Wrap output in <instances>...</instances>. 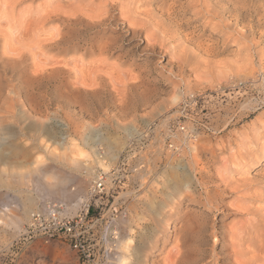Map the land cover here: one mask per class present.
Returning <instances> with one entry per match:
<instances>
[{
  "label": "rangeland",
  "instance_id": "1",
  "mask_svg": "<svg viewBox=\"0 0 264 264\" xmlns=\"http://www.w3.org/2000/svg\"><path fill=\"white\" fill-rule=\"evenodd\" d=\"M169 1L187 10L179 59L71 15L100 0H0V264L264 263V0ZM235 4L244 39L209 12ZM91 37L116 82L86 94ZM100 176L94 257L24 236L48 204L76 216Z\"/></svg>",
  "mask_w": 264,
  "mask_h": 264
},
{
  "label": "bare ground",
  "instance_id": "2",
  "mask_svg": "<svg viewBox=\"0 0 264 264\" xmlns=\"http://www.w3.org/2000/svg\"><path fill=\"white\" fill-rule=\"evenodd\" d=\"M76 1H79V3H80V1H82V0H76ZM193 1L197 7H200V5L202 4V0H192V2ZM143 2H144L143 5L139 6L137 4L134 5L133 0H100V2L91 9L92 11H90V12H92V13H90V14L88 12L83 13V10L82 11L80 10V11H75L76 13H72L71 15L73 17H77V16L79 17V15L81 17H83L84 19L80 17L79 21L84 20L85 26L89 29L99 30L101 28L104 29V27L107 28L109 26L119 27L121 24H122V26L127 25V27L129 28L128 32H131L135 37H140L141 34H145L144 39L148 43L147 49H151V50L155 51V49H157V48H160V49L163 48L164 49V48L168 47L171 49V51L179 59L181 56L178 54V51L180 50V48L183 45V44H179V42L182 41L183 37H182L181 32H180V26H179L177 17H179V15H181L183 13V11L186 10V7L185 6H179V5H177L176 1L170 2L169 0H145ZM77 5H78V2H77ZM77 5H76V7H78ZM70 6L72 7V5H70ZM73 6H75V5L73 4ZM80 6L81 5H79V8H80ZM88 8H90V7H88ZM68 9H70V8H68ZM80 9H82V8H80ZM86 10L87 9H85L84 11H86ZM87 11H89V10H87ZM67 12H69V11L67 10ZM209 12H212L211 15L214 16V19L219 20V22L223 24V26L226 30L233 31L235 33V35H239L240 38H242V39H244L245 36H247V34L245 33V31H246L245 28H247V27L244 26V27H241L238 29V27L242 21L241 20L242 19V11L237 8L236 4L234 5V7H223V9H221V10H210ZM226 13H228L227 17L225 16ZM65 16H68V15L65 14ZM72 16H71V18H68V19L66 17L65 18L67 20H69V23L73 24L77 21L78 18L77 19L75 18L76 20H74V18H72ZM54 17H56V16H54ZM120 28H121V26H120ZM250 33H252V32H250ZM93 40H94L93 37L86 40V45L88 46L86 49L87 50L86 52L89 54H92V55H96L97 56L96 58H98V59L95 58L96 60L92 61L91 66H93L94 70L92 71L91 78L88 81L85 80L87 78H85L82 81L83 83L81 85H82L84 91L86 92V94L91 93L93 91H96L99 88L105 87L104 84H107L108 81H111L112 83L116 82V80L114 78L115 76L113 74L115 71H112L110 69L109 65H107V63H106L107 60L105 58L107 56V48L109 47V45H106V43H104L105 45L98 44V43L96 44L93 42ZM59 43L60 42H58V44ZM242 43H243V40H242ZM245 49H246V45H245ZM13 56H14V54H13ZM37 57H39V56H37ZM16 58H17V55H16ZM16 58H15V61L19 60L18 58L17 59ZM20 58H21V56H20ZM21 60H22V58H21ZM13 61H14V58H13ZM47 65H49V64H47ZM106 65L109 67V71L111 70L113 73H111V72L108 73V69L105 68ZM55 69H57V68H55ZM105 69L107 72L105 71ZM263 69H264V66H263ZM56 71H59V69ZM117 71H119V68L117 69ZM61 72H63V71H61ZM51 73H54V72H51ZM139 80L141 81V78H139ZM123 82H125V81L123 80ZM9 112L14 113L13 111H10V109H9ZM75 132L76 133L78 132L77 128H75ZM38 161H39V159H38ZM14 177H17V176H14ZM207 204L211 205L212 201L208 200ZM126 249H128V247H126ZM181 252L177 251L176 254L173 256L171 263L168 262V264H174V263L179 264V262H181L182 258L185 255ZM126 259H127L126 256L123 255L120 259V262H118V264H124ZM258 259L260 260V258H258ZM199 260L200 259L194 260L195 263H193V264H196V262L197 261L199 262ZM254 262L255 261L252 258L251 259L237 258L236 260H234V263L232 262V264H253ZM260 263H261V261H260Z\"/></svg>",
  "mask_w": 264,
  "mask_h": 264
},
{
  "label": "built area",
  "instance_id": "3",
  "mask_svg": "<svg viewBox=\"0 0 264 264\" xmlns=\"http://www.w3.org/2000/svg\"><path fill=\"white\" fill-rule=\"evenodd\" d=\"M104 191L103 178L100 176L93 182L88 201L83 202L81 209L74 217L65 215L61 204H48L30 214L24 236L28 238L41 237L47 242L53 238L66 240L82 258L90 260L95 256L93 248L88 243V236L92 232L89 226L92 200ZM91 222V221H90Z\"/></svg>",
  "mask_w": 264,
  "mask_h": 264
}]
</instances>
